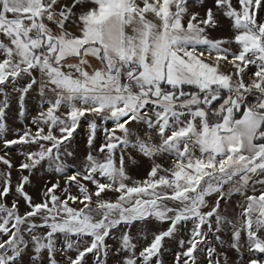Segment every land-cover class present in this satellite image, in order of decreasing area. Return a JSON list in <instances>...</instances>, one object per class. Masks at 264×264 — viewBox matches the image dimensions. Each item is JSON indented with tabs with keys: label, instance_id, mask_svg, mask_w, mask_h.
Segmentation results:
<instances>
[{
	"label": "snow or ice",
	"instance_id": "6c2138e0",
	"mask_svg": "<svg viewBox=\"0 0 264 264\" xmlns=\"http://www.w3.org/2000/svg\"><path fill=\"white\" fill-rule=\"evenodd\" d=\"M224 20L231 35L213 36ZM32 91L35 131L7 139L9 97L19 93L22 117ZM0 96V264H88L89 254L92 264H163L172 239L183 249L173 264H198L199 253L229 264V250L264 264V0H0ZM89 116L82 170L66 174L61 149ZM14 145L24 161L13 192ZM130 150L152 161L142 181L126 170ZM163 154L169 167L156 162ZM45 160L65 184H46L36 203L25 186ZM149 221L168 226L142 234L152 237L142 247L129 231L107 243Z\"/></svg>",
	"mask_w": 264,
	"mask_h": 264
},
{
	"label": "rangeland",
	"instance_id": "374dc122",
	"mask_svg": "<svg viewBox=\"0 0 264 264\" xmlns=\"http://www.w3.org/2000/svg\"><path fill=\"white\" fill-rule=\"evenodd\" d=\"M193 4H199V0H192ZM205 3H207V0H205ZM190 11H200L201 15H203V9L200 7H192ZM228 25L229 22L227 20L222 21L221 28L213 32V36H227L231 35V33L228 31ZM233 48H235V45H233ZM95 64V62H93ZM251 71H255L254 68L251 69ZM246 81L248 77H245ZM18 96L19 93H13L9 97V107L5 110L6 116H5V122L10 129L6 134L5 137L7 139H15L17 131H23L25 127H32L33 131H35V128L31 125V120L33 117H35L38 113V111L41 108V100L38 96L37 91H32L30 94L25 98L24 101V107H25V114L24 116L19 115V103H18ZM3 99V96H0V100ZM252 98L249 97V100ZM44 107H47V105H44ZM61 111H65V109H61ZM92 119V117H91ZM88 120L90 119H82L80 126L77 128L76 132L73 133L72 138L65 142V145L61 149V158L66 164V174H72L78 171L82 170V166L84 163L85 156L87 152L89 151L87 147V138H88ZM110 126V124L108 125ZM139 134L141 136L144 135L143 130L139 131ZM104 141V133L101 129L98 128L96 133V140L94 142V146L96 148L99 147L101 143ZM155 142L158 143V138L155 139ZM24 146L20 145H14L10 150V155L7 157L9 158L14 165L17 167H14L11 170V183L13 185V192L15 185L19 182L21 173L17 170L20 163L24 161V156L21 155V152L23 150ZM3 144L0 143V155H3ZM32 150H36V147L33 146ZM71 152L72 155L68 156L66 153ZM95 154V152L93 153ZM132 156L134 159L129 160L128 156ZM126 160V170L128 174L133 178V180L142 181L147 177V174L152 166V161L148 160L147 158H144L140 156L136 151L130 150L125 155ZM157 163L162 164L164 167H169L171 165V157L168 154H163L162 156L158 157L156 159ZM6 166L3 164H0V172L5 171ZM22 175L29 176V173L27 171L23 172ZM30 183L25 186V190L33 197V201L38 203L42 199V191L45 188V185L51 186V184L56 183L57 180H59L61 187L64 186L65 180L61 178L59 174L55 172V166L49 165V161L45 160L39 165L36 169L33 170V173L29 176ZM131 183V181H129ZM3 184V179L0 178V185ZM91 187V186H90ZM70 192L75 195L77 194V189L75 187L70 188ZM57 194L59 193V190H57ZM110 196L112 194H109ZM17 199L15 195H9L7 198H5V202L10 207L13 200ZM210 202H214L215 197H209L208 198ZM238 197H234L233 201L230 202L233 207L238 200ZM73 207H79L80 205H72ZM221 207H224L223 201L221 202ZM19 209L20 214H23L25 211H27L26 205L22 199H20L19 202ZM228 216H233L235 213L233 212L232 208H229V210L225 213ZM167 224H158L155 221H149L147 223L143 222H137L135 225H133L131 228H128V226L121 225L119 230H113V235L107 239V243L112 246L113 249H115L118 246L117 238L120 236L121 232L123 231H129L130 234L135 237L139 241V246L142 247L144 244L149 242L151 240V235H148L147 240H141L140 236L142 234H148L151 232H157L162 229L167 228ZM192 227L191 222H188L187 226L184 227L181 232L179 233V236H181L184 239H187V236L185 235ZM224 239L227 240V234H225ZM246 239V238H245ZM57 245H62V240L57 241ZM226 247V246H225ZM139 251V247L137 249V252ZM183 251L181 247L179 246L177 239L167 240L165 243V249L164 254L162 256L163 264H173V261L175 260V256L178 252ZM74 255V254H73ZM228 255L230 258L229 264H240L238 253H236L234 250H229ZM250 254L246 251V245L245 250L243 252V256L247 258ZM264 255V254H261ZM57 260H63V257L60 256L59 253H57L56 256ZM28 257H25V262L27 261ZM43 259L47 260L46 255L43 256ZM197 260L198 264H206L205 255L203 253L197 254ZM88 264H92V256L89 254L87 258ZM108 264H119V258L118 256L110 255L108 258Z\"/></svg>",
	"mask_w": 264,
	"mask_h": 264
},
{
	"label": "water",
	"instance_id": "95a60500",
	"mask_svg": "<svg viewBox=\"0 0 264 264\" xmlns=\"http://www.w3.org/2000/svg\"><path fill=\"white\" fill-rule=\"evenodd\" d=\"M87 119H91V116H89Z\"/></svg>",
	"mask_w": 264,
	"mask_h": 264
}]
</instances>
